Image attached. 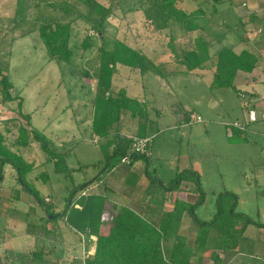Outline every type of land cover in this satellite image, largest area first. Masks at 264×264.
<instances>
[{
  "label": "rangeland",
  "instance_id": "obj_1",
  "mask_svg": "<svg viewBox=\"0 0 264 264\" xmlns=\"http://www.w3.org/2000/svg\"><path fill=\"white\" fill-rule=\"evenodd\" d=\"M115 1L120 2L122 9L117 10L107 22L106 41L111 44L114 39L123 40L141 48L151 60L165 63L169 71L176 72L168 78L153 73L142 76L138 70L119 66L113 81L114 89L125 88L128 89V96L144 98L142 100L147 104L149 117L154 120V128L150 133L153 139V158L146 167L149 176L158 177L170 184L179 172L191 167L197 169L203 202L195 207V214L200 221L213 219L218 213L219 203L229 207L232 203L229 195L234 194L238 199L236 212L249 217L255 224L246 228L240 244L234 248L241 255L235 258L222 254V258L226 259L225 264L232 259L234 260L230 264H242L248 256L264 259V227L258 226L264 225V120L248 124L246 109L252 104L251 99L240 97L245 103L244 109L233 89L211 90L209 84L215 61L208 63L210 68L198 72L199 75L182 73L185 67L179 65L168 47L170 34H174V45L180 54L192 50L197 37L208 40V36L199 30L187 34L177 24L161 34L153 32L140 9L128 12L139 0ZM102 3L109 5V0ZM189 3L191 4L180 3L179 7L189 12L194 11V1ZM196 4L203 10L209 8L202 0ZM236 4L221 6L224 11L214 15L212 20L200 21V24L212 23L211 35L220 39L225 33L220 27L224 21L235 30L233 37L241 39L243 30L236 24L240 22V15L244 11ZM137 5L139 4L135 8ZM21 7L25 22L20 31L34 32L24 38H19L20 34L17 32L13 36L15 38L12 37L16 40L11 41L10 46L8 42L13 40L12 32H7V29H13L15 24L17 0H0V46L6 47H0V58L5 57L6 63L9 60V65L11 61L9 75L15 87L12 95L21 94L24 101L23 112L32 116L33 129L51 139L57 147L66 145L69 150L73 149L67 162L69 168H76L73 173L74 183L84 185L99 179V186L102 188L110 182L111 177H105V166L109 160H104L103 147L106 142L100 139V143L99 140L96 142L91 126L87 124L92 113L90 98H93L94 87L91 80L84 77L85 71L93 73L92 67L97 63V48L101 45V37L80 16L87 14V8L78 0H21ZM43 18H57L60 22L74 21L71 44L77 55L80 54L82 40L87 35L92 38L93 49L83 57L78 56L74 66L65 68L64 79L59 65L48 57L41 43L37 29L42 25ZM33 23L37 24L35 28ZM226 94L229 96L227 99L224 96ZM18 103L19 100L4 103L0 94V130L8 145L17 141L19 127L25 126L18 115ZM188 115H199L203 121L183 126ZM76 121H79L78 125ZM122 122L123 133L135 135V122L129 115H125ZM235 122L246 125V130L242 131L246 141L229 137L227 125ZM27 130L30 131V128ZM29 137L32 138L31 133ZM31 145L28 149L19 150L14 147L13 150L22 152L29 163L37 166L29 175V183L45 199L47 205L53 204L54 212L60 213L71 181L57 175L52 163L46 164L47 156L39 144L33 142ZM110 162L115 165L109 171L111 176L126 179V183H119V187L123 186L125 190L135 189L133 201L152 207L159 203L161 195L153 199L145 195L143 198L139 193L138 185L148 181L146 173L131 174L134 171L132 166L122 163L119 157ZM42 173L45 178L41 177ZM3 174L4 180L0 183V264H26L33 253H42L43 256L34 258L28 264H84L82 262L94 253V240L86 235L79 236L69 232L67 228H57V225L62 224L68 227L65 220L59 221L62 224H56L54 230L49 229L51 226L46 221L47 213L19 186L12 166L6 165ZM183 192V196H187L186 193L194 194L191 201L193 203L200 195L194 183L185 184ZM107 196L109 200L116 198L118 202L121 201L113 192L108 191ZM127 204L130 203L125 201L123 205L117 206L126 207ZM113 206V202L108 204L109 215L114 212ZM177 231L186 235L188 242L192 243L195 232L189 215L180 223L179 229L174 227L171 239L176 236ZM171 239L165 243V247L171 246ZM87 245H90L88 250ZM195 259L192 264H213L208 257L202 263Z\"/></svg>",
  "mask_w": 264,
  "mask_h": 264
},
{
  "label": "trees",
  "instance_id": "obj_2",
  "mask_svg": "<svg viewBox=\"0 0 264 264\" xmlns=\"http://www.w3.org/2000/svg\"><path fill=\"white\" fill-rule=\"evenodd\" d=\"M78 1L87 8V14L80 16L85 18L91 25V30L101 37V45L97 48V63L92 67L93 73L85 71L84 77L90 79L94 87L90 128L92 135L106 142L103 154L104 160L109 161L105 166V172L115 168L110 160L116 157H119L122 163L130 165L142 161L145 162L144 165L146 164L145 173L148 177V184L144 191L145 196L154 198L161 194L176 193L184 183H194L200 192L198 200L189 203L187 200L176 199L173 209L164 211L159 222L140 216L128 207L113 206L114 212L109 215L106 211L109 203L105 196L89 195L85 197L81 195L94 183L90 182L74 186L69 191L64 209L60 213L54 212L53 205H47L45 199L29 183V175L37 169V166L34 163H29L22 152L13 149L14 147L19 150L28 149L33 142L39 144L40 149L47 156L46 164L52 163L54 172L65 180H72L75 172L69 168L67 162L73 149L69 150L66 145L57 147L51 139L32 128L31 115L23 112L24 101L21 94L12 95L15 87L10 80L9 60L6 63L5 57L0 58V94L4 103L19 100L18 115L21 121L25 122V126L19 127V137L16 142H10V145L0 130V183H3L4 180V167L11 165L16 171L19 186L47 213L48 224L65 220L67 226L75 230L77 234L86 235L90 239L95 237V252L82 262L84 264H192L195 263L194 258H196V262L202 263L207 257L213 264H225L227 261L222 258V254L238 258L241 253L235 251L234 248L240 244L246 228L255 223L244 214L236 212L237 197L234 194L229 195L230 202L232 201L229 207L219 203L218 213L213 219L200 221L195 214V207L203 202L198 171L194 167L183 170L170 184L158 177L152 178L146 168L152 157H143L132 151V139L123 135L122 119L125 115H129L130 119L135 122L136 133L134 136L136 137H150L154 126L150 122L149 111L143 103L130 98L124 88L114 89L113 81L117 67L124 66L138 70L142 76L153 73L162 78H168L176 72L169 71L165 63L151 60L141 48L134 47L123 40L114 39L111 44L106 41V24L117 10L122 9L120 2L109 0V5H104L102 3L104 0ZM182 1L139 0L129 8L128 12L140 9L146 22L151 25L152 31L159 34L171 29L175 24L187 34L194 33L200 28L197 21L203 15V11L199 9L187 14L179 7ZM136 4H139L138 8H135ZM17 6L15 24L13 29L9 27L7 32H12L11 38L17 32L20 34L19 38H24L34 30L20 31L22 30L21 25L25 22L21 0H17ZM64 12L69 13L71 10ZM42 22V25L37 29L41 43L48 57L59 65L62 79H64L65 68L74 66V61L78 56L83 57L85 53L93 49L92 38L87 35L82 40L80 54L77 55V51L71 44L74 21L60 22L57 18H43ZM32 26L35 28L37 24L33 23ZM170 38L168 47L175 59L178 60L179 65L185 67L182 73L199 75L198 72L210 68L208 63L215 61L213 76L209 84L211 90H235L234 82L237 73L239 71L250 73L258 65V58L250 50H240L236 45L222 48L211 55L213 42L203 37H197L194 40L193 49L180 54L174 45L175 36L173 33L170 34ZM15 40H10L8 44L12 46L11 44ZM0 47L6 48L5 46ZM189 117L190 115L186 116L184 120L188 121ZM28 128L30 131L27 130ZM30 133L32 138L29 137ZM230 138L246 141V138L242 136V131L237 129L234 130L233 136ZM125 159L128 162H125ZM41 177L45 178V174L42 173ZM185 214L191 217L195 232L194 240L189 243L186 235L179 234L170 247H165V243L169 240L168 234L172 222H181ZM105 215L108 217L107 220L104 219ZM239 224L242 225L239 226ZM258 226L264 227V225ZM89 248L90 245H87V250ZM208 254L209 256H207ZM42 256V253H33L29 256L28 262L34 258H42ZM242 264H264V259L259 256H248Z\"/></svg>",
  "mask_w": 264,
  "mask_h": 264
},
{
  "label": "crops",
  "instance_id": "obj_3",
  "mask_svg": "<svg viewBox=\"0 0 264 264\" xmlns=\"http://www.w3.org/2000/svg\"><path fill=\"white\" fill-rule=\"evenodd\" d=\"M193 1H194L193 6H196V9L194 11L189 12V11H186L185 9H182V10H184L187 14L195 12L199 9L203 11V15L197 21V24L200 27L199 31H201L206 36H208L207 37L208 40L213 41V48L211 49V55H214L216 52H218L222 48L236 45L237 48L240 50H246V49L250 50L258 58V65L252 72L246 73V72L239 71L237 73V76H236L235 82H234L235 90H232V89L231 90L236 93L237 98L240 101H242L240 98L241 94L248 95L251 98V102H252V104L250 106H253L256 108L263 107L264 106V0H202L209 5V8L207 10H203V9L198 7V4H196V3L199 2L200 0H193ZM185 2H188V4H191V3H189V2H191V0H183L181 2V4H184ZM234 3H237L236 4L237 7L239 9H241L242 11H244L240 15V22L238 24H236V26L238 28H242V30H243V31H241L242 32V35L240 37L241 39L238 40V38H237V40H236V37L235 36L233 37L235 30L234 29L232 30V28L230 26H228L227 23L224 21L221 23V26H220L222 30H225L224 35L221 36L220 39L213 38V36L211 35V34H213L212 23L206 22L203 25H201L200 21H203V20L206 21L208 19L212 20L214 15H216L219 12L224 11V9H222L221 6H224V5L225 6H227V5L233 6ZM18 40L16 42H18ZM119 68L120 67L118 66L117 67V73L119 71ZM10 69H11V61H10ZM115 76H114V78H115ZM220 90H222V89H220ZM126 91L128 93V89H126ZM224 96H226L225 97L226 99L229 98L228 94H226ZM129 97L133 98V99H137L138 101L143 103L145 106L147 105L146 102L143 101L144 98H137V97H131V96H129ZM90 100H92V98H90ZM242 103H243V108L245 109L244 101H242ZM91 115H92V113H91ZM162 116H163V112H162ZM149 119H150V122H152V123L154 122V120H152L150 117H149ZM88 122L89 123H87V124H90V126H91V121L88 120ZM76 124L78 125L79 121H76ZM135 127H136V124H135ZM123 135L127 136V137L134 136V135H128L126 132L123 133ZM95 138H96V142H98L99 139H97V137H95ZM64 141H65V139H64ZM99 143H100V140H99ZM61 146H63V145H61ZM152 158L150 161H152ZM131 166H132V169L134 170V171H131V174L132 173L145 174L144 162L137 161ZM71 169H73L76 172V168H71ZM78 171H80V169H78ZM109 171L110 170H107L108 173L106 172L105 177H111L110 182H108L107 184H105L104 187L101 188L99 186L100 181H99V179H97L94 182V184H92L88 188V190L83 191V193L81 195L85 196V197L89 196V195L105 196L107 198V203L113 202L114 206H117L119 204L123 205V203L125 201L129 202L130 204L125 205L126 207L130 208L132 211H134L138 215L144 216V217H149L150 219H152L156 222H159L161 215L164 211H170L171 209H173L174 202L176 199L180 198V200H187V201H189V203H193V202H191V201H193L192 200V198L194 196L193 193L192 194L186 193L187 196H183V194L185 193V192H183V188H184V185L187 183H184L182 185V187L180 188V190L176 193L161 194L162 198L160 199L159 203L156 206H153V207L147 206L141 202L133 201V195L135 194V189L131 188V189L125 190L123 188V186L119 187V183L121 185H124L126 183V179L120 178V177L119 178L113 177V176H111L112 173H110ZM196 171H197V169H196ZM74 180H75L74 176H73L72 180H69V181H71V183H70V186H68V188L66 189V191H67L66 192L67 195L65 196L66 199L68 198L69 191L74 186H76V184L74 183ZM147 184H148V181L146 180L145 183L142 182V183H140V185H138L139 186L138 190L140 191L139 193H141L142 196L144 195V191H145ZM132 185L134 186L135 183H133ZM90 189H92L91 190L92 192H90ZM108 191L113 192L117 196V198H120L121 201L118 202V200L116 198H113V200H109L108 196H107ZM143 198H144V196H143ZM47 199H48V197H47ZM51 205H53V204H51ZM117 207L121 208L123 206H120V207L117 206ZM107 208H108V206H107ZM63 209H64V206H62L61 210H63ZM106 211L108 213L107 209H106ZM185 217H187V214L184 215V218ZM107 218L108 217L105 215L104 219L107 220ZM184 218H183V220H184ZM59 221H62V220H59ZM59 221L56 223L48 224L49 226H51V228H49V229L54 230L53 228L56 226V224L60 223ZM181 222H177V221L172 222L171 228H170V231L168 234L169 240H167V242H169L171 239L172 230L174 229V227L176 226V229H177V227L179 229V225ZM60 224H62V223H60ZM58 227L59 228H67V230H69V232L76 233L75 230L70 229L69 227H65L64 224H62L61 226L57 225V228ZM78 235L81 236L80 234H78ZM177 235H179V232L176 234V236L174 238L172 237L171 242H173L175 240ZM92 240H94V242H95L96 238L93 237ZM93 252H95V246L93 248Z\"/></svg>",
  "mask_w": 264,
  "mask_h": 264
},
{
  "label": "built area",
  "instance_id": "obj_4",
  "mask_svg": "<svg viewBox=\"0 0 264 264\" xmlns=\"http://www.w3.org/2000/svg\"><path fill=\"white\" fill-rule=\"evenodd\" d=\"M241 97L243 99H251L248 95L241 94ZM253 107V106H248L246 109L247 113V120L248 124H254L257 123L259 120H264V107L259 109ZM203 121L202 117L199 115H191L189 117V120L187 122H183V126L185 125H191L194 123H201ZM240 130V131H245L246 130V125H242L238 122H235L231 125H227V132L229 137L233 136L234 130ZM132 139V151H134L136 154L151 158L152 157V138H140L136 136L130 137ZM125 162H128L127 159L124 160Z\"/></svg>",
  "mask_w": 264,
  "mask_h": 264
}]
</instances>
